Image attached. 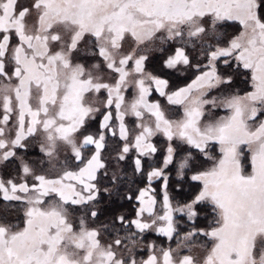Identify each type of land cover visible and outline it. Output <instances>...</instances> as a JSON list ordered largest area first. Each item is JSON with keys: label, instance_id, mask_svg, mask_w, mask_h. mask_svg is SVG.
Here are the masks:
<instances>
[{"label": "snow or ice", "instance_id": "6c2138e0", "mask_svg": "<svg viewBox=\"0 0 264 264\" xmlns=\"http://www.w3.org/2000/svg\"><path fill=\"white\" fill-rule=\"evenodd\" d=\"M0 264H264V0H0Z\"/></svg>", "mask_w": 264, "mask_h": 264}]
</instances>
